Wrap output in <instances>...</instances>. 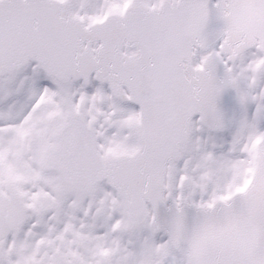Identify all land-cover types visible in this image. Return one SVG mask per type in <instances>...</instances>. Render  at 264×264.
I'll return each instance as SVG.
<instances>
[{
	"label": "snow or ice",
	"instance_id": "6c2138e0",
	"mask_svg": "<svg viewBox=\"0 0 264 264\" xmlns=\"http://www.w3.org/2000/svg\"><path fill=\"white\" fill-rule=\"evenodd\" d=\"M0 264H264V0H0Z\"/></svg>",
	"mask_w": 264,
	"mask_h": 264
}]
</instances>
